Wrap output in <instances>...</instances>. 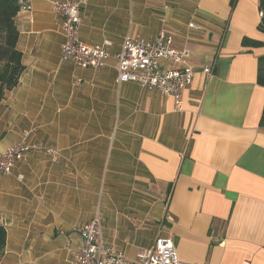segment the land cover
<instances>
[{
    "label": "crops",
    "instance_id": "0c3cea01",
    "mask_svg": "<svg viewBox=\"0 0 264 264\" xmlns=\"http://www.w3.org/2000/svg\"><path fill=\"white\" fill-rule=\"evenodd\" d=\"M52 1L66 0H35L17 16L25 71L0 104V152L33 129L29 141L59 155L30 152L0 175V264H73L69 248L95 217L130 259L170 240L185 263L264 264L260 0H88L81 43L111 44L98 72L61 60ZM161 32L197 71L183 112L172 97L116 83L124 38Z\"/></svg>",
    "mask_w": 264,
    "mask_h": 264
},
{
    "label": "built area",
    "instance_id": "2783aa9c",
    "mask_svg": "<svg viewBox=\"0 0 264 264\" xmlns=\"http://www.w3.org/2000/svg\"><path fill=\"white\" fill-rule=\"evenodd\" d=\"M13 1L21 10L29 11L35 0ZM52 4L62 22L64 43L61 47V60L71 62L82 69L101 71L111 58V44L105 42L90 47L80 41L82 12L88 0L52 1ZM190 58V50L176 47L173 37L166 32L149 39L128 35L117 55L116 83L118 86L136 83L164 97H172L177 111L183 112L184 92L192 85L197 73ZM165 64L169 67L166 68ZM203 72L213 77L214 67H207ZM81 82V79H77V83ZM33 133V129L25 131L21 141L0 152V175H11L17 164L30 152L43 151L53 157L59 155L56 149L30 142ZM79 234L82 247L69 248L73 264H191L181 261L175 245L170 240H158L154 246L142 249L135 259L126 257L106 243L103 223L99 217L85 223L79 229Z\"/></svg>",
    "mask_w": 264,
    "mask_h": 264
},
{
    "label": "trees",
    "instance_id": "16d2710c",
    "mask_svg": "<svg viewBox=\"0 0 264 264\" xmlns=\"http://www.w3.org/2000/svg\"><path fill=\"white\" fill-rule=\"evenodd\" d=\"M262 21L260 31L264 33V0H260ZM21 7L13 0H0V104L7 91L19 84L25 71L22 54L18 50L19 30L17 16ZM264 125V113L262 117ZM7 232L0 227V261L6 248Z\"/></svg>",
    "mask_w": 264,
    "mask_h": 264
}]
</instances>
